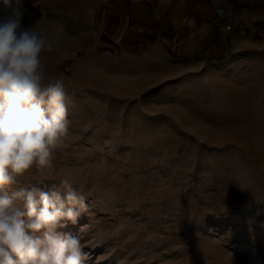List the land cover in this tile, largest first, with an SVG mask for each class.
I'll return each mask as SVG.
<instances>
[{
  "label": "rangeland",
  "instance_id": "obj_1",
  "mask_svg": "<svg viewBox=\"0 0 264 264\" xmlns=\"http://www.w3.org/2000/svg\"><path fill=\"white\" fill-rule=\"evenodd\" d=\"M19 2L25 23L66 26L42 59L70 126L51 172L15 187L72 180L88 210L58 231L88 264H264V0H233L246 32L226 48L161 61L108 35L92 0Z\"/></svg>",
  "mask_w": 264,
  "mask_h": 264
},
{
  "label": "clouds",
  "instance_id": "obj_2",
  "mask_svg": "<svg viewBox=\"0 0 264 264\" xmlns=\"http://www.w3.org/2000/svg\"><path fill=\"white\" fill-rule=\"evenodd\" d=\"M31 15L19 0L0 2V264H88L80 238L58 231L88 210L72 180L15 187L33 170L51 172L70 126L65 80L42 59L66 26L49 33L25 23Z\"/></svg>",
  "mask_w": 264,
  "mask_h": 264
},
{
  "label": "crops",
  "instance_id": "obj_3",
  "mask_svg": "<svg viewBox=\"0 0 264 264\" xmlns=\"http://www.w3.org/2000/svg\"><path fill=\"white\" fill-rule=\"evenodd\" d=\"M92 3L96 13L102 12L105 25H110L108 35L132 45L146 59L161 61L222 45L226 48L232 38L239 37L224 30L208 0H92ZM231 4L234 6L233 0Z\"/></svg>",
  "mask_w": 264,
  "mask_h": 264
},
{
  "label": "built area",
  "instance_id": "obj_4",
  "mask_svg": "<svg viewBox=\"0 0 264 264\" xmlns=\"http://www.w3.org/2000/svg\"><path fill=\"white\" fill-rule=\"evenodd\" d=\"M209 7L215 17L219 19L226 32H235L239 37L245 35V28L242 19L231 0H208Z\"/></svg>",
  "mask_w": 264,
  "mask_h": 264
}]
</instances>
